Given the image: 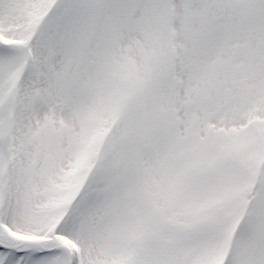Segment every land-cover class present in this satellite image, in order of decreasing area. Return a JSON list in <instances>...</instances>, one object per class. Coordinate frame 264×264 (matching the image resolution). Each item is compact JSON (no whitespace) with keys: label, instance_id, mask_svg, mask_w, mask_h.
Segmentation results:
<instances>
[{"label":"snow or ice","instance_id":"6c2138e0","mask_svg":"<svg viewBox=\"0 0 264 264\" xmlns=\"http://www.w3.org/2000/svg\"><path fill=\"white\" fill-rule=\"evenodd\" d=\"M0 264H264V0H0Z\"/></svg>","mask_w":264,"mask_h":264}]
</instances>
